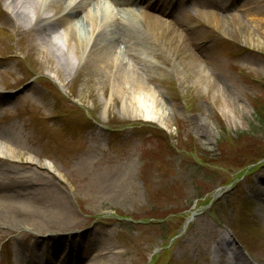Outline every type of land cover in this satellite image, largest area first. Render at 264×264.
Returning <instances> with one entry per match:
<instances>
[{
	"label": "rangeland",
	"instance_id": "374dc122",
	"mask_svg": "<svg viewBox=\"0 0 264 264\" xmlns=\"http://www.w3.org/2000/svg\"><path fill=\"white\" fill-rule=\"evenodd\" d=\"M154 1L129 6L153 17L143 50L108 54L137 71L115 80L88 41L55 40L69 24L45 56L0 0V264H34L26 250L50 235L81 249L76 264H211L217 234L233 264L234 250L264 264V0ZM151 108L165 128L136 118Z\"/></svg>",
	"mask_w": 264,
	"mask_h": 264
},
{
	"label": "bare ground",
	"instance_id": "6f19581e",
	"mask_svg": "<svg viewBox=\"0 0 264 264\" xmlns=\"http://www.w3.org/2000/svg\"><path fill=\"white\" fill-rule=\"evenodd\" d=\"M93 1L94 2L89 11L84 15H81L79 18H76L77 15L82 13V10L85 9L88 0H3V2H5L4 5L8 9L7 14L10 16L9 19L12 23L20 28L29 26L28 29L37 32L40 46L45 45L43 46L44 50H42L45 56L54 57L55 60L59 59L57 52L54 50L55 44L52 40H50L51 38L49 35L52 31H55L56 27L69 24L63 34L57 33L55 37L57 42L67 44L68 46L69 42L67 41V35L71 36L75 44H81L83 46L88 41L90 54L87 59H90V56H92L93 59L91 58V62L94 65L91 66V69L94 72L107 71L108 74L113 76L115 80L116 77H119V73L122 72V79L126 80L125 76L130 77L134 73H137L136 69L135 72H133L134 69L130 70L126 66H120L117 69L118 71L116 70V72H113L114 66L109 62V60H107L108 54L112 51L114 53L116 49L121 48V45L125 50H127V48L132 50L135 49V47H140V49L143 50L144 48L141 47L140 44L142 39L139 35V37L136 36L139 29L138 25L141 23L144 25L150 23V18L153 16L149 15V13L144 10L137 13L139 11L134 12L130 9L131 7L129 6H132L133 2L137 3L138 0ZM103 1L110 3V7L114 10V13L103 5ZM151 8L152 7L148 8V10L151 11L153 9H157L155 7ZM158 10L162 11L163 9L159 8ZM154 27L155 26H153V28ZM94 48L98 50L93 53ZM129 60H133L134 62L144 61L141 60L139 56H135V54H133ZM120 69H123V71H120ZM91 74L94 76V73L91 72ZM122 83L123 86L126 85L125 81ZM138 95L140 97L142 96L141 93ZM139 100L140 103H142L141 98H139ZM154 112L156 111L152 108L151 111L143 110V113H141V115H136V118L155 122L165 128L166 125L164 122L155 116L156 114H152ZM3 155L4 154L0 152L1 159H3ZM29 162L33 163L40 169H48L51 172H56L47 161H41L37 158L30 157ZM0 174L3 175L1 172ZM60 226L62 227L61 224ZM61 230L62 229H60V231ZM63 230L66 231L67 229ZM59 236L60 235H50L48 238L43 240H38L37 238L35 239V249L37 247H44L45 250L43 249L42 251H39L41 253H47V255H44L45 258L41 257V262H43V264L77 263L80 258L81 249L70 244L71 248L69 247L64 251H58L59 247L57 246H63L65 244V238ZM214 239L218 241L215 242L217 250H209L208 248L206 251L208 256H213L211 264H233L232 260H229L220 254V251H223L221 249L223 242L224 245H226L228 241L223 239V237L218 234ZM25 253L27 256L31 254V257L35 254L34 251L31 252L30 249H27ZM104 257L107 258L108 256ZM232 257L234 258L233 260H237L236 264H249L246 263L244 256L240 251L234 250ZM242 258L243 262L241 261ZM31 260L29 262H34V256ZM100 261L101 260H98L94 264H100ZM103 264L108 263L103 260Z\"/></svg>",
	"mask_w": 264,
	"mask_h": 264
},
{
	"label": "trees",
	"instance_id": "16d2710c",
	"mask_svg": "<svg viewBox=\"0 0 264 264\" xmlns=\"http://www.w3.org/2000/svg\"><path fill=\"white\" fill-rule=\"evenodd\" d=\"M255 121L264 128V100L256 99L253 105Z\"/></svg>",
	"mask_w": 264,
	"mask_h": 264
}]
</instances>
